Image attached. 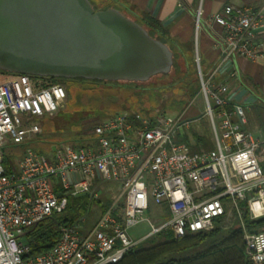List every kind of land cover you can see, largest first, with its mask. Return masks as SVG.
I'll use <instances>...</instances> for the list:
<instances>
[{
  "label": "built area",
  "instance_id": "built-area-1",
  "mask_svg": "<svg viewBox=\"0 0 264 264\" xmlns=\"http://www.w3.org/2000/svg\"><path fill=\"white\" fill-rule=\"evenodd\" d=\"M194 26L212 35L220 54L208 73L196 57L203 116L214 143L209 151L191 152L179 139L181 126L190 123L182 117L151 120L123 112L93 128L90 146L62 143L49 155L27 148L17 172L7 174L6 147L40 135L43 119L59 111L67 91L28 75L0 78V264H116L138 246L129 230L142 223L149 227L143 242L212 231L218 220L234 217L248 260L264 264V231H247L239 206L246 204L252 220L264 218V140L246 129V106L230 96L241 81L238 59L264 63V7L235 12L227 5L205 15L200 5ZM104 183L117 184L119 194L89 232L82 235V218L62 227L51 249L27 257V230L63 213L70 195L98 198ZM153 207L158 210L148 218Z\"/></svg>",
  "mask_w": 264,
  "mask_h": 264
},
{
  "label": "water",
  "instance_id": "water-1",
  "mask_svg": "<svg viewBox=\"0 0 264 264\" xmlns=\"http://www.w3.org/2000/svg\"><path fill=\"white\" fill-rule=\"evenodd\" d=\"M172 50L138 22L90 0H0V71L39 78L145 83Z\"/></svg>",
  "mask_w": 264,
  "mask_h": 264
},
{
  "label": "trees",
  "instance_id": "trees-1",
  "mask_svg": "<svg viewBox=\"0 0 264 264\" xmlns=\"http://www.w3.org/2000/svg\"><path fill=\"white\" fill-rule=\"evenodd\" d=\"M90 2L96 11L111 7L120 10L124 15L143 26L152 37L166 45H172L173 47L170 46V48L174 54L178 51L174 46V40L169 37L167 30L158 21L145 15L142 17L136 15L133 9L120 0H90ZM175 69L178 72V68ZM0 74L4 76H0L1 79L18 76L2 71H0ZM159 76L161 80L166 79V75ZM43 79L49 83L78 86L77 94H79V98L82 95L90 96L94 93L100 94V92H103L105 98H108L110 102L105 107L100 108L92 101L87 104L81 103L80 106L69 104L65 110L58 111L53 117L46 116L43 119V132L37 135L34 141L28 140L21 145L10 144L6 147L4 151V169L7 174L17 172L16 161L20 158L17 153L19 149L24 153L27 148H32L39 154L49 155L62 143L71 144L76 148L90 146L95 139L93 128L116 114L123 113L120 106L117 105L118 103H114L111 99L116 98V95L120 93H124L123 95L126 97V94L137 89L136 83L131 82L62 78ZM194 96L195 90L193 89L190 98L192 99ZM259 108L261 106H256L255 110H259ZM137 114L151 120L163 116L162 114L145 112H138ZM259 116L264 128V119H262L261 114ZM48 123L51 124L49 130H47ZM50 134L51 136H49ZM181 140L187 143L191 152L209 151L214 148L210 138L204 133L192 132L187 137L183 136ZM36 141L37 144L35 145L34 142ZM117 192L119 193L118 185ZM114 200L112 194L106 195L104 193L103 195L99 194L96 199L91 198L89 195L77 197L70 195L67 208L63 213L55 214L25 232L24 240L30 249L27 257H34L51 249L60 238L61 228L71 226L82 218H85V222L81 226V233L85 235L110 208ZM239 206L242 211V222L246 229L250 232L264 231V218L252 220L246 204L240 203ZM94 210L99 211V217L89 226L87 216L91 212L94 214ZM239 224L240 221L237 219L233 227H227L223 225L222 220H218L212 231L188 234L183 238H175L172 235L161 236L160 241H155L156 243L129 250L124 254L122 260L116 264H251L245 254L244 231Z\"/></svg>",
  "mask_w": 264,
  "mask_h": 264
},
{
  "label": "rangeland",
  "instance_id": "rangeland-1",
  "mask_svg": "<svg viewBox=\"0 0 264 264\" xmlns=\"http://www.w3.org/2000/svg\"><path fill=\"white\" fill-rule=\"evenodd\" d=\"M193 28L194 30L192 33V44H183L174 41V46L178 49V51H176V54L173 53L174 64L171 72L166 75L165 80H161L159 78L160 76H156L145 83H136L137 89L132 90V92H130L129 94L125 93L126 97L123 95L124 93H120L122 95L118 94L116 95V98H112L111 100H113L114 103H118L117 105L120 106V110H122L121 112H125L130 115L133 113L145 112L168 115L173 118L182 117L190 123L188 124L189 128H187L184 124L181 126L179 130L180 135L187 137L192 132H198L201 134L204 133L210 138L211 143L213 144V139L211 137L212 131L209 119L206 116H203L204 106L203 99L199 95L200 82L198 76V68L196 64V57L198 55L201 60L202 69L205 72L203 66V64L205 63V44L201 40V35H199L200 31L196 32L195 26H193ZM167 46L170 48V46L172 45L169 46L167 44ZM175 68H178V72H176ZM0 76L3 75L0 74ZM246 84L249 90L260 98L261 106L259 110L254 109L251 112L246 113V116L248 118L247 127L248 130L257 137L260 134V136L264 138V128L262 126L261 119L259 116L261 114L262 119H264V89L261 90L257 88L252 82L249 81V79L246 80ZM63 85L65 86L67 91V98L66 101L63 103V106L59 109V111L65 110L69 104L73 106H80L81 103L87 104L91 103L90 101H92L93 104L100 108L105 107L106 104L110 102L108 98H105L103 92H100V94L94 93L90 96L82 95V97L79 98V94H77L78 86L74 84ZM193 89L195 90V96L191 99L190 94ZM50 125V123L47 124V130H49L48 128L51 127ZM180 135H178V137L181 140ZM49 136H51V134ZM35 137H32L29 140L34 141ZM190 137L192 138L191 135ZM34 144L36 145L37 141L34 142ZM19 150L17 153L18 156H20L21 158L23 156V151ZM260 164L261 167L264 169V159L260 161ZM98 192L100 195H103V193L106 195L112 194L114 196V199H116L119 194L117 192V184L115 183L102 184L99 187ZM117 208L120 212L123 208V203L119 202ZM94 212V214H92L91 212L90 215L87 216V223H89V226H91V224L94 223L99 217V211L94 210ZM155 212H157V209L156 207H153L147 213V217L150 218ZM237 219L239 220L238 217L226 218L222 223L227 227H233ZM239 225L241 226V224ZM247 231L249 230L247 229ZM148 232L149 227L147 223H142L130 229L129 235L132 241L139 242L137 244L138 246L136 247L156 243L155 241H160V239H150L142 242V237L147 235Z\"/></svg>",
  "mask_w": 264,
  "mask_h": 264
},
{
  "label": "crops",
  "instance_id": "crops-1",
  "mask_svg": "<svg viewBox=\"0 0 264 264\" xmlns=\"http://www.w3.org/2000/svg\"><path fill=\"white\" fill-rule=\"evenodd\" d=\"M133 9V12L158 21L164 27L169 37L183 44H192L195 11L201 5L205 15L219 13L227 5L232 6L235 12L244 8L259 10L264 7V0H120ZM201 40L205 44V73L210 72L217 64L220 54L218 47L207 30L200 31ZM264 42V34L260 36ZM241 81L239 86L231 87L230 96L235 101L246 106V113L251 112L256 106H260V98L249 90L246 80L249 79L257 88L264 89V63H251L244 59L237 60ZM217 81L221 79L217 78ZM198 120V119H196ZM248 125V118H247ZM246 125V129L248 127ZM189 128V127H188ZM249 131V130H248ZM181 135V139H182ZM212 137V135H211ZM260 140H264L258 135ZM186 143V142H185ZM187 144V143H186ZM214 146V143H213ZM158 210V209H157ZM167 213V212H166Z\"/></svg>",
  "mask_w": 264,
  "mask_h": 264
}]
</instances>
